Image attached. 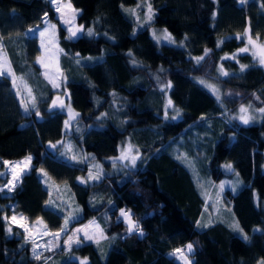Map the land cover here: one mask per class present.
<instances>
[{
	"label": "trees",
	"instance_id": "16d2710c",
	"mask_svg": "<svg viewBox=\"0 0 264 264\" xmlns=\"http://www.w3.org/2000/svg\"><path fill=\"white\" fill-rule=\"evenodd\" d=\"M145 1L155 16L137 30L125 10ZM70 2L84 29L71 39L51 0H0V38L15 73L35 93L34 107L25 111L11 78L0 76V186L10 178L5 160L33 157L16 188L0 191V264L48 262L44 254L33 255L22 228L14 225L8 233L14 214L62 233L57 249L47 252L53 264H181L176 249L185 252L189 244L192 264H260L264 119L243 125L237 114L243 105L264 108V67L248 52L235 53L247 25L253 36L264 37V0ZM45 18L58 23L64 93L52 89L38 62L40 40L28 35ZM153 26L184 44L157 40ZM209 80L218 83L219 95ZM65 93L64 110L77 115L67 126L63 109L50 111L54 97ZM68 139L80 160L65 154ZM127 139L138 153L135 166L114 162ZM199 165L207 189L196 175ZM227 176H236L241 189L217 204L212 191ZM63 184L77 204L64 202ZM122 212L138 230L129 231ZM208 212L217 213L213 224L198 227ZM94 221L100 240L80 237L69 248L68 237Z\"/></svg>",
	"mask_w": 264,
	"mask_h": 264
},
{
	"label": "rangeland",
	"instance_id": "374dc122",
	"mask_svg": "<svg viewBox=\"0 0 264 264\" xmlns=\"http://www.w3.org/2000/svg\"><path fill=\"white\" fill-rule=\"evenodd\" d=\"M51 1L53 3V0H51ZM59 2L61 5L71 4L72 9L76 10L75 20H71L72 9L65 7V8H62L61 12H57L58 17L60 19V23L62 24V26H64L65 28H68V29L72 28L73 30H75V28L83 27V26L78 25V23L76 22V17L78 14V8H76L70 2V0H59ZM53 4L56 8V4L55 3H53ZM148 5H149L148 1H145V2H141L140 4H138L136 6V8L131 7L132 10H135L134 12L132 10H129V11L127 9L125 10L128 15L132 16L135 19V22L137 25L136 26L137 30L141 27L150 25V21H152L154 16H155L154 15L155 11L153 12V10H152L151 20L147 19L148 15H149L148 8H147ZM62 17H63V19H62ZM65 20H70L71 23L66 24L64 22ZM142 24H145V25L143 26ZM49 25H55V29H51L49 27ZM249 26L250 25H247L246 29ZM30 29H35V31H29ZM30 29L28 30L29 31L28 35H36V36H38V38L40 40L42 52H41V55L39 56V58L44 57V64H41L40 62L39 63H40V66L42 67V71H43L44 75H45V72H47L49 74V76H55L56 82L60 84V87L55 88L51 84L52 89H54V91H58V92L61 91L62 93H64V91H65L64 84H65L66 78H65L63 71H62L61 56L63 53L61 51L62 49H61V45L59 43L58 23L53 21V20H50L49 18H45L44 22L42 23V26H38L37 28L34 27V28H30ZM46 29H47V31H45ZM151 31H152L153 35H155L157 40H159L161 42L168 41L166 43H177L178 45L184 44V42H181V43L173 42L175 40L173 35L170 34V32L165 31V29H163V28H158L157 26H153L151 28ZM40 32H45V35L43 37H41ZM92 32H93L92 35H94L95 32L93 29H92ZM80 34L81 33H78L76 37H78ZM166 35H170L171 36L170 39H165ZM240 36H242V38L245 41L244 45L241 48L248 47L249 48L248 53H250L254 57L256 62L259 65H261L259 63L258 48L253 47L252 45L248 44L247 36H245V31H244L243 35L239 34V37ZM251 36H252V39L254 41H256L257 44L264 43V37L262 38L259 36H253L252 31H251ZM76 37H74V38H76ZM171 38H172V40H171ZM0 48H2L3 53L6 54L7 60L9 61V64L11 67V73L14 74V76L16 78V84L15 85L13 84V75L9 74L7 72V70L4 72L3 75H0V76H8L11 78L12 85H13V88L15 89L16 93H18L17 89H19L18 97H19L20 102H21V100H24V102L28 104V109L31 110L34 106H33L32 99L29 97L28 89H31V95L33 97H35V93H34L33 89L30 87V85L27 84L24 80L21 79V77L19 75H17L15 73L13 66L11 64L9 54H8L7 50L5 49L4 42L2 41L1 38H0ZM240 49L235 54L244 53V52H240ZM253 53H257V54L254 56ZM39 58H38V61H39ZM45 64L47 65V67L44 66ZM261 66L264 67V65H261ZM213 82L214 81L209 80V82H208L209 85L207 84L208 88L210 87L212 90V86H214L216 89H218L219 92H221V88L218 86V83H216V82L213 83ZM212 92H214V91L212 90ZM214 93L217 94L216 92H214ZM22 106L24 107L23 104H22ZM243 107H247L249 109L247 115L252 117V119H250L249 123L245 124L243 122V120L240 119V117L245 115V114L242 113L241 111H239V113L237 114V117L239 118V121L243 125H251V124L259 123L264 119V113L260 112L259 109L256 110L253 105H251V104L243 105ZM63 110H64V108H63ZM69 110H71L69 107L65 108V110H64L67 117H68V124H74L76 122L77 115L72 110L71 111H69ZM131 143H130L129 139L125 140V142L123 143L122 148H121L122 149L121 153L123 152L125 154L135 155L138 157V153ZM129 146H131V153H128ZM76 149L77 148H76V145L74 144V142L71 141V139H68V141L65 143L64 152L66 155H68L70 157L71 161H78L81 159L80 155L79 156L77 155ZM27 157H29V156H27ZM30 157L33 158L32 156H30ZM120 157H121V154L119 155V157L116 160H114V162H117L121 165H124L125 167L132 166L130 159L129 160H122V159H120ZM25 160H26V158L21 159L20 161L19 160H5L8 162L7 164L5 163V166H6V171H7L10 178H9V181L6 185L0 186V191L4 192L6 194L11 193L13 191V189L16 188V186L20 183L21 177L25 173H28L31 170V167L33 166L32 159L26 165L24 163H22ZM15 165H19L20 169H23V171L20 172V178L18 181L12 180V175H13L12 168ZM196 168L198 169L197 171H195L196 175L199 176V179L206 182V184L202 185V187L204 186V188L207 189L208 188V183H207V178H206L207 173L204 171V169L200 165ZM18 171H19V169H18ZM40 172H41L40 173L41 175L43 174L44 176H47V178L49 177L48 174L45 172V170H41ZM10 182L15 184V187L12 190H9V183ZM56 185H58V184H56ZM220 185L224 186L222 190L220 188ZM58 186H60V185H58ZM53 187L58 189V190H61L60 187H55V186H53ZM62 188H64L66 191V194H64V197L66 198V200L64 202H68L69 204H74V203L77 204L76 199H75L69 185L63 184ZM240 189H241L240 180L236 176H227V177H225V179L222 182L215 184V189L212 191V198L214 200L217 199V201H218L217 204H223L224 202H226L225 200H227V198H228V193L237 192ZM208 204H211V203L208 202ZM68 207L71 208L68 205L62 206L61 210L65 212V213L63 212L64 215L66 214ZM205 209H206V206H205ZM216 214L213 213V215H212L209 212L206 213V215L204 214V216H202L200 218V221L202 223H199L198 227H207L208 225L213 224ZM13 216L16 217V220H15V222H13L12 217L9 219L10 223H8V225H7V230L9 227H11V229H12L14 225L20 227V224H23L25 227L22 229L25 232L26 240L31 241L33 243V246H32L33 255L36 257V256H39L41 254H44V260L48 261L46 264H53L52 262H53L54 258H50V256L48 255L47 252H52L53 250L57 249L58 240L63 236L62 233H59L58 236L56 235L57 233H50V231H48V229L46 228V226L42 220H38L37 222L35 221L33 223V222H30L27 219H25L22 215L14 214ZM205 216H206V219H204ZM227 218H228V216H227ZM232 220H234V219H232ZM67 221L68 222L70 221V217L68 218ZM127 221H128V219H127ZM234 224H237L236 220H234V222L232 223V225H234ZM25 228H27L28 231H25ZM64 229H66V227H64ZM77 229H83L84 231H81V232L75 231L73 233V241H75L76 239L80 240V237H83L88 242H97L98 240H100L98 238H100L102 236L100 233L101 232L100 228H99V226L97 227L95 221L93 223L87 224L84 227H78ZM235 230H236V233L238 234L239 233L238 229L235 228ZM11 232L8 231L9 234ZM85 232H87L88 235L92 236L93 239H91V240L86 239ZM192 251H193V249H192ZM192 251L188 252L186 249V251L184 252V255L191 262V264H192V259L189 256L192 253ZM175 255H177V257L180 258L181 264H185V260L182 257H180V253L176 252Z\"/></svg>",
	"mask_w": 264,
	"mask_h": 264
},
{
	"label": "snow or ice",
	"instance_id": "6c2138e0",
	"mask_svg": "<svg viewBox=\"0 0 264 264\" xmlns=\"http://www.w3.org/2000/svg\"><path fill=\"white\" fill-rule=\"evenodd\" d=\"M245 2H246V0H241V3L242 4L245 3ZM53 3L56 4V11L57 12H61L62 8H65V7L66 8H69V9H72L71 4L61 5L60 2H59V0H53ZM147 8H148V13H149L147 19L148 20H151V18H152L151 17V13H152L151 5H148ZM132 11L134 12L135 10H132ZM75 14H76V10L75 9H72V17H71V20H75ZM62 19H63V17H62ZM64 22L66 24L71 23L70 20H65ZM49 27L51 29H55V25H49ZM29 31H35V29H30ZM45 31H47V29ZM68 31L70 33L69 38L71 39V38L76 37L78 33H82L84 31V29L82 27L75 28V30H73L72 28H69ZM87 34L88 35H92L93 34L92 29H88L87 30ZM44 35H45V32H40V36L41 37H43ZM245 36H247V42H248L249 45H252L253 47L258 48L259 63L261 65H264V43L257 44L256 41H254L252 39L250 26L245 30ZM238 38H239V34H238ZM165 39H170V35H166L165 36ZM248 51H249V48L248 47H244V48H241L240 49V52H248ZM256 54L257 53H253L254 56ZM205 55H207V51L205 52ZM202 59H204L203 56L197 58L198 61L199 60H202ZM39 62L41 64H44V57H40L39 58ZM44 66L47 67L46 64ZM245 67H246L245 65H241V70H243ZM6 70H7V72L9 74H12L11 73V67H10L9 61L7 60L6 54H4L2 48H0V75H3ZM223 74L225 76L228 75V73H226V72H224ZM12 75H13V84L15 85L16 84V78H15L14 74H12ZM45 76L48 78L49 82L52 84L53 87H55V88H59L60 87V84L56 82L55 76H49V74L47 72H45ZM202 83H203V81H202ZM170 86L171 85L169 83L168 87H170ZM212 90L214 92H216L217 95H219L218 89H216L214 86H212ZM17 92L19 93V89H17ZM28 93H29V97L33 101V106H34V104H35V97H33L31 95V89H28ZM57 102H59V106L60 107H64L65 106L64 103H63V101L60 100L59 97H57V100L53 101V106L54 107L56 106ZM21 103L24 105L25 111H27L28 110V104L25 103L24 100H21ZM171 103H172L171 100H169L168 101V104L171 105ZM69 111H71V110H69ZM240 111L245 114V115L241 116L240 119L243 120V122L245 124L249 123L250 119H252L251 116L247 115L249 109L247 107H243L242 106L241 109H240ZM259 111L262 112V113H264V108H260ZM177 115H179V111H177ZM65 123H66V126H67L68 122H65ZM53 147H55V145H53ZM128 153H131V146H129ZM31 159L32 158L29 156L22 163H24L26 165L28 162L31 161ZM120 159H122V160H129L130 159L131 164L132 165H135L136 160L138 159V157L135 156V155L125 154V153L122 152ZM5 163L7 164L8 162L5 161ZM228 167H231V166L229 165ZM18 169H19V171H18ZM22 171H23V169H20L19 165L13 166V168H12V173H13L12 180L13 181H18L19 178H20V172H22ZM89 179H93V180L99 179V176H93L92 173H89ZM14 187H15V184L10 182L9 183V190H12ZM223 187H224L223 185H220L221 190L223 189ZM121 215L128 219V221H129V231H132L134 229L135 230H138V226L135 225L131 221V218H130L129 213L122 212ZM12 220H13V222H15L16 217L13 216L12 217ZM67 223H68V221L66 220L65 221V224L67 225ZM20 227L21 228H24L25 226L23 224H20ZM233 227L236 228V229H239V224L238 223L237 224H234ZM8 231L9 232L12 231L11 227L8 228ZM25 231H28V229L25 228ZM81 231H84V230L83 229H77L76 230V232H81ZM56 235L58 236L59 233H57ZM85 237L88 240L93 239V237L90 236V235H88L87 232H85ZM73 242H75L76 244H79L80 243V240L79 239H76L75 241H73V236H69L68 239H67V241H66V243L68 244L69 248H71V245H72ZM192 248H193V246L191 244L187 245V251L188 252H191L192 251ZM176 252L177 253H180L181 257L185 260V264H191V262L184 255V250H182V249H176ZM37 259H39V256H37ZM82 264H86V261L85 262H82ZM260 264H264V261H261Z\"/></svg>",
	"mask_w": 264,
	"mask_h": 264
},
{
	"label": "water",
	"instance_id": "95a60500",
	"mask_svg": "<svg viewBox=\"0 0 264 264\" xmlns=\"http://www.w3.org/2000/svg\"><path fill=\"white\" fill-rule=\"evenodd\" d=\"M64 96H65V97L62 98L60 95H56V96L54 97V100H53V101L57 100V97H59L60 100H62L63 103H64V105H65V104H66V97H68L69 94H68V93H65ZM53 101H52V104H51V107H50V111H51V112H52V111H56V110H61V109L63 108V107H60V106H59V102H57L56 106L54 107V106H53Z\"/></svg>",
	"mask_w": 264,
	"mask_h": 264
},
{
	"label": "crops",
	"instance_id": "0c3cea01",
	"mask_svg": "<svg viewBox=\"0 0 264 264\" xmlns=\"http://www.w3.org/2000/svg\"><path fill=\"white\" fill-rule=\"evenodd\" d=\"M82 33H83V32H82ZM80 35H81V34H80ZM38 62H39V61H38ZM39 64H40V63H39ZM47 79H48V78H47ZM26 158H27V157H26ZM23 159H24V158H23ZM20 160H21V159H20ZM20 160H19V161H20ZM37 221H38V220H37ZM37 221H36V222H37ZM34 222H35V221H34ZM34 222H33V223H34Z\"/></svg>",
	"mask_w": 264,
	"mask_h": 264
}]
</instances>
